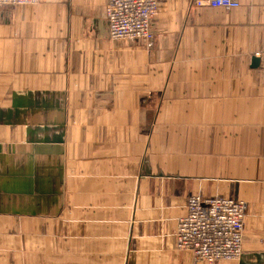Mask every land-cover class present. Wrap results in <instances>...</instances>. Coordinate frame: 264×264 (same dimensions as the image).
<instances>
[{"label": "crops", "instance_id": "1", "mask_svg": "<svg viewBox=\"0 0 264 264\" xmlns=\"http://www.w3.org/2000/svg\"><path fill=\"white\" fill-rule=\"evenodd\" d=\"M107 1L0 7V264H205L176 249L194 195L246 204L216 264H264V0H163L151 46Z\"/></svg>", "mask_w": 264, "mask_h": 264}, {"label": "built area", "instance_id": "2", "mask_svg": "<svg viewBox=\"0 0 264 264\" xmlns=\"http://www.w3.org/2000/svg\"><path fill=\"white\" fill-rule=\"evenodd\" d=\"M44 0H0V7L35 6ZM163 0H108L105 17L109 39L116 42L153 43L151 20ZM196 8L240 7V0H191ZM264 73V33L259 55ZM243 201L224 197H188L185 215L178 218L175 229L176 249L190 253L197 262L216 264L234 261L242 253L244 217Z\"/></svg>", "mask_w": 264, "mask_h": 264}, {"label": "water", "instance_id": "3", "mask_svg": "<svg viewBox=\"0 0 264 264\" xmlns=\"http://www.w3.org/2000/svg\"><path fill=\"white\" fill-rule=\"evenodd\" d=\"M257 61V60H256Z\"/></svg>", "mask_w": 264, "mask_h": 264}]
</instances>
